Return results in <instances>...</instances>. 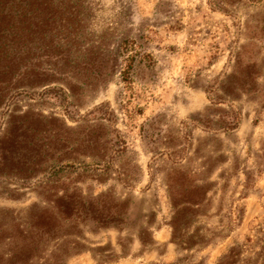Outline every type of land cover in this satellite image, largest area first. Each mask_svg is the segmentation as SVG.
I'll return each instance as SVG.
<instances>
[{
	"label": "rangeland",
	"instance_id": "374dc122",
	"mask_svg": "<svg viewBox=\"0 0 264 264\" xmlns=\"http://www.w3.org/2000/svg\"><path fill=\"white\" fill-rule=\"evenodd\" d=\"M82 6L66 57L0 109V136L27 129L1 166L0 232L66 194L126 206L61 219L46 253L64 264H264V0Z\"/></svg>",
	"mask_w": 264,
	"mask_h": 264
},
{
	"label": "trees",
	"instance_id": "16d2710c",
	"mask_svg": "<svg viewBox=\"0 0 264 264\" xmlns=\"http://www.w3.org/2000/svg\"><path fill=\"white\" fill-rule=\"evenodd\" d=\"M83 1L0 0V109L24 86L43 81L49 64L66 57L64 42L81 23V8L86 9ZM6 123L9 126L0 136V171L26 140L27 129L18 118L7 119ZM197 191L188 188L192 198L185 201L195 203ZM55 202L54 210L30 213L27 220L7 232L8 236L0 232V264H64L63 254L46 253L49 238L61 219L80 218L105 226L120 222L126 206L121 202L98 204V199L75 204L66 194L56 196Z\"/></svg>",
	"mask_w": 264,
	"mask_h": 264
}]
</instances>
